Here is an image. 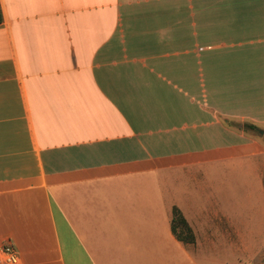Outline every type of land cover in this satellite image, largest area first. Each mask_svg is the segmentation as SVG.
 I'll return each instance as SVG.
<instances>
[{
    "label": "crops",
    "instance_id": "crops-1",
    "mask_svg": "<svg viewBox=\"0 0 264 264\" xmlns=\"http://www.w3.org/2000/svg\"><path fill=\"white\" fill-rule=\"evenodd\" d=\"M0 9V250L18 264H213L200 253L231 233L216 174L245 167L264 201V0ZM174 206L193 242L172 233Z\"/></svg>",
    "mask_w": 264,
    "mask_h": 264
},
{
    "label": "rangeland",
    "instance_id": "rangeland-1",
    "mask_svg": "<svg viewBox=\"0 0 264 264\" xmlns=\"http://www.w3.org/2000/svg\"><path fill=\"white\" fill-rule=\"evenodd\" d=\"M248 134L259 137V132L255 130L248 129ZM245 169L220 170L215 176V190L225 200V207L230 213L231 233L226 237L230 248L225 246L218 251L200 253L202 263L264 264V201L259 202L258 194L253 192L250 185L252 174ZM258 174L257 180L262 182L264 189V156L260 160Z\"/></svg>",
    "mask_w": 264,
    "mask_h": 264
},
{
    "label": "trees",
    "instance_id": "trees-1",
    "mask_svg": "<svg viewBox=\"0 0 264 264\" xmlns=\"http://www.w3.org/2000/svg\"><path fill=\"white\" fill-rule=\"evenodd\" d=\"M2 20V13L0 9V22ZM244 129L248 128L258 132L257 127L254 124H244ZM172 233L183 242H193L194 235L193 232L182 215L181 211L177 207L172 208V218L170 223Z\"/></svg>",
    "mask_w": 264,
    "mask_h": 264
},
{
    "label": "built area",
    "instance_id": "built-area-1",
    "mask_svg": "<svg viewBox=\"0 0 264 264\" xmlns=\"http://www.w3.org/2000/svg\"><path fill=\"white\" fill-rule=\"evenodd\" d=\"M0 251L5 264H18V255L10 244H3Z\"/></svg>",
    "mask_w": 264,
    "mask_h": 264
}]
</instances>
